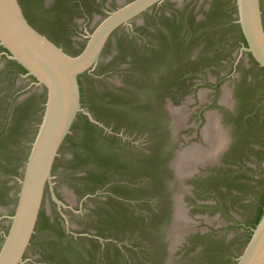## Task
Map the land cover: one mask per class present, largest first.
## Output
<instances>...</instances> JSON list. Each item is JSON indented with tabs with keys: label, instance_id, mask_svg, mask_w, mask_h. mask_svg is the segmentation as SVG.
<instances>
[{
	"label": "water",
	"instance_id": "obj_1",
	"mask_svg": "<svg viewBox=\"0 0 264 264\" xmlns=\"http://www.w3.org/2000/svg\"><path fill=\"white\" fill-rule=\"evenodd\" d=\"M123 1L56 0L45 10L38 0H0V54L45 92L0 62V264H264V210L249 230L264 196V73L238 69L247 82L235 87L234 108L222 118L231 126L223 168L197 179L228 142L217 110L206 112L205 147L190 141L193 127L173 142L162 116L131 106L148 92L156 104L171 98L177 130L213 94L205 77L194 86L184 84L187 76L211 66L208 80L231 83L241 41L232 0H171L157 11L150 8L164 0ZM171 4L181 8L171 19L158 14ZM208 4L216 17L196 21L193 10ZM234 6L247 44L241 51L264 69V0ZM172 44L179 51L160 59ZM220 102H230L227 84ZM90 113L132 137L134 145L102 140L118 163L89 158L85 135L94 131L81 114L95 122ZM168 161L172 185L161 170ZM98 190L107 194L90 196ZM192 228L206 231L178 249ZM88 231L112 243L101 250L76 235Z\"/></svg>",
	"mask_w": 264,
	"mask_h": 264
},
{
	"label": "flooded vegetation",
	"instance_id": "obj_2",
	"mask_svg": "<svg viewBox=\"0 0 264 264\" xmlns=\"http://www.w3.org/2000/svg\"><path fill=\"white\" fill-rule=\"evenodd\" d=\"M55 1L56 0H38V5H40V7L45 9V10H49L53 6ZM127 1H129V0H125V1H123V3L127 2ZM167 2H172L173 3V1H171V0H164L160 4H156V5L152 6L150 9H152L154 11H157L158 9L162 8ZM199 5H198V8L193 10V16H194L196 21H203L207 17L213 19L218 14V11H215L210 4H208L206 7H202L201 6V8H200L201 10H199V7H200ZM232 6L234 8V13L231 14V22H232V24H234V26H236L238 28L241 41L237 45L238 48L236 49L234 60L232 61V67H231L230 73L228 75V77L231 78V83L226 82V83L222 84L221 83L222 82L221 81L222 78H219L218 76L217 77L214 76V79L211 78L210 80H208L207 77H206V74H208V71L213 70V67H211V66L209 68H206L203 65H201L198 68L200 70V74L194 75V76H191V75L187 76L184 79V84L185 85L198 86V85H201V83H203V82L204 83L208 82L207 85H209L212 88L211 92L213 94H212V98L209 99V101L208 100H206L204 102L200 101V102H198L195 105V107L193 109L188 111L187 118L184 121V126L183 127L182 126L178 127L177 130H175V128H177V127H176V125L174 123V119H173V116H172V113H171V108H169V109L167 108L168 101L171 103L172 107H176L174 105L175 101L172 100L171 98H168L166 100L167 104L165 105L164 102L162 104L161 103L160 104H156L154 99H151V104L152 105L150 106V112L153 115H160L166 120V122L169 124V128L167 129L168 130L167 133L169 134V137L171 138V140H173V142H174V139L175 140L178 139V141H179V139L181 138V135H183L182 134V130L184 128L193 127L194 130H195V131H193V133H195V137L192 138L190 141H195V142H199L200 141L201 143H203V145L205 147H207L208 145L204 142V140L202 139V136H201V128L206 123V112L217 110L218 114H216V115L218 116V123L221 126L224 127L228 142H227L226 147L222 150L221 155L218 157V159L215 162H209L203 168L200 167L199 171L197 173H194L192 178H196V179L199 178V177H203V176L207 175L209 173V171H211L212 169L213 170L214 169L215 170H222V168H223V166L221 165L222 163L219 160L223 156V154L226 153V150L228 149V145H229V134H228L229 132L228 131H229L231 126L223 124L222 123V118L224 116V113H226V112L230 113L233 110L234 103H235V100H234L235 87L240 82H243V81H241V80H243L242 77L240 75L237 76L238 69L241 68L242 64H243L244 68H248V69L257 68V69H259L260 71H262L264 73V69H262L261 67H259L257 65V63L254 61V59L252 58V56L249 53L241 51V48L244 47V46H247V44H246V41L244 39V36H243V34L241 32V29H240L239 25L236 23V17L234 16V14H235L234 0H232ZM150 9H148L145 12H143L141 15H143L146 12H148ZM178 10H181V8L178 7V6H175L174 4H171L170 8H168L167 11H161L158 14L162 15L163 17H165L167 19H171L174 16L175 12L178 11ZM137 18H135V19H137ZM135 19L131 21V26H133V24L135 22ZM169 38H170V35H165L164 34V35L161 36V41L163 43H168ZM2 50L3 49L0 48V53L2 52ZM0 62L1 63L2 62L8 63L11 67L7 71H10V73L16 74L20 78L24 79L22 77V75L24 73H21L19 68H17L12 63V61L7 60L4 57V55L0 54ZM98 65H99V62L97 64L95 70L93 71L94 73H95ZM204 77H205L206 82L203 81ZM24 80H28V79H24ZM244 82H247V79H245ZM29 84H30V80H28V85H27L28 87H29ZM225 84H227V88H228L229 94H230V102L228 104L220 102V97L222 95L223 86ZM29 88H32L33 91H38V88H33V87H29ZM38 92L43 94V96L45 97V92L44 91L41 90V91H38ZM148 93H151V92H148ZM194 95H196L195 92H194ZM26 96H27V94L24 95L23 97H20L17 101H15L14 105L21 104ZM212 106L215 107V108L208 109L209 107H212ZM177 107H179V106H177ZM81 115L87 121V124L90 126V128L94 131L92 133H88V134L85 135V142H86L89 158H91L93 160H98V161H99V159H102L103 161L105 159V160H110V163H115V164H116V162L118 163L117 160H118L119 157L117 156V154L113 153V151H109L106 148H104L103 146L105 144H104V142L102 140L103 139L104 140L105 139H117L123 144L130 145V143L133 144L132 143V137H130V138L127 137L125 135L126 134L125 131H123V130L116 131L112 127H110V126L108 127L105 123H103L100 120H98L97 117H95L92 114L91 115H92L93 119L95 120V122H91L90 120H88V118L86 116H84L83 114H81ZM195 115L198 116V120L193 123V126L187 125V121L189 120V118L190 117L193 118ZM177 145L178 144H176L174 146L175 148L172 149L170 159L172 157V154H173L174 150L177 148ZM170 159H169V161H170ZM169 161L161 168V170H162L163 174H167L168 177H169L168 185H170V184L172 185L173 175H172L171 169L169 168ZM217 172H220V171H217ZM96 176L98 177V173H96L95 176H92L91 179H94ZM189 180H191V179H189ZM173 185H174V183H173ZM105 194H107V193L103 192L101 190H98V191H95L90 196L91 197L92 196H101V195H105ZM169 200H170V203H172L171 196H170ZM186 203H187V207L191 208V207L188 206L189 201H187ZM195 204H196V202H195ZM78 209H79L78 212H80L81 204L78 206ZM172 213H173V211H172V204H171L170 210H168L169 220L170 221H171ZM252 229H253L252 227L249 228L250 231H252ZM207 230H210V229H207ZM205 231H206L205 228L204 229H194V228H192V231L187 236H185V238L181 242V244H179L177 246L178 249H181L182 251H186L187 249L193 247L192 246V244H193L192 243V238L195 235H197V234L203 236ZM76 235L78 237L87 236L88 238L92 239V241H93L92 244L93 245L95 244L101 250L105 249L106 246L108 244H110V242H111L110 240H107L105 238H100V237L96 236L93 231H88L87 234H85V235H81L79 233H77ZM163 243L167 245V249H168V242L165 239V233H164V237H163ZM164 244H162V245H164ZM198 249H199V247L195 248V252Z\"/></svg>",
	"mask_w": 264,
	"mask_h": 264
},
{
	"label": "trees",
	"instance_id": "obj_3",
	"mask_svg": "<svg viewBox=\"0 0 264 264\" xmlns=\"http://www.w3.org/2000/svg\"><path fill=\"white\" fill-rule=\"evenodd\" d=\"M27 19V18H26ZM29 22V21H28ZM30 23V22H29ZM169 49V50H168ZM179 49H180V47H178L177 45H175L174 44V46H173V44L172 45H170L169 47H167V53L165 54V55H163V56H160L159 58L160 59H162V60H164V61H166L165 59H168L169 57H171L170 55V53L171 52H173V53H176L177 52V50L179 51ZM170 52V53H169ZM169 56V57H168ZM158 58V59H159ZM17 68H19V70H20V72L21 73H24L25 72V70L20 66V65H18L17 63H15V62H12ZM123 98H116L115 99V101H114V103L115 104H122V103H124L125 102V100H122ZM151 99H152V95H151V93H147L146 95H145V98H144V100L143 101H141V102H139V104H136V105H131V106H133V108H141V109H145V110H149L150 111V106L152 105L151 104ZM85 122H87L86 120H85ZM88 134V133H87ZM99 161H102L103 163H105V164H115V163H110V160H105L104 159V161L102 160V159H99ZM263 210H264V196H263V199H262V201L260 202V204H259V209H258V212H257V216H256V218H255V220H254V222L252 223V228H254L255 226H256V224H257V222L259 221V219H260V217H261V215H262V212H263Z\"/></svg>",
	"mask_w": 264,
	"mask_h": 264
}]
</instances>
